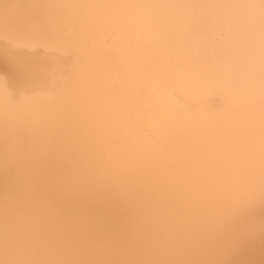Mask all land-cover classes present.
Segmentation results:
<instances>
[{
  "label": "bare ground",
  "instance_id": "1",
  "mask_svg": "<svg viewBox=\"0 0 264 264\" xmlns=\"http://www.w3.org/2000/svg\"><path fill=\"white\" fill-rule=\"evenodd\" d=\"M0 264H264V0H0Z\"/></svg>",
  "mask_w": 264,
  "mask_h": 264
}]
</instances>
